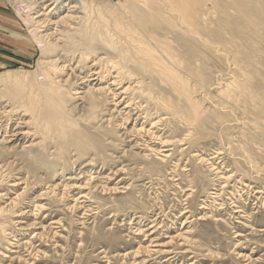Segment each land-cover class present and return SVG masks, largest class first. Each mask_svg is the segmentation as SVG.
I'll list each match as a JSON object with an SVG mask.
<instances>
[{
  "label": "rangeland",
  "instance_id": "1",
  "mask_svg": "<svg viewBox=\"0 0 264 264\" xmlns=\"http://www.w3.org/2000/svg\"><path fill=\"white\" fill-rule=\"evenodd\" d=\"M77 1L78 16L88 13V23L102 12L111 27L115 14L130 27L146 25L139 26L135 10L141 0ZM217 1L193 5L208 29L205 48L189 55L196 73L185 87L199 108L195 125L168 115L157 99L177 105V95L150 69L141 83L126 76L117 84L119 91L127 87L117 105L96 93L95 103L86 97L83 108L67 110L76 132L63 142L38 132L26 98L52 88L46 97L43 91L47 103L52 93L74 105L75 89L87 88L80 83L86 66L96 55H114L98 46L108 56L99 52L80 62L71 41L52 39L43 54L35 40L45 29L33 30L28 19L36 9L26 14L17 9L28 0H0V75L25 83L18 90L14 79L0 82V264H264V27L256 22L264 15L250 17V26L248 18H235L229 1ZM69 23L56 27L57 37ZM72 24L78 28L82 19ZM59 53L72 59L65 69ZM103 65L95 63L96 88L116 75L113 63ZM14 91L21 94H8ZM13 127L24 134L9 138Z\"/></svg>",
  "mask_w": 264,
  "mask_h": 264
},
{
  "label": "bare ground",
  "instance_id": "2",
  "mask_svg": "<svg viewBox=\"0 0 264 264\" xmlns=\"http://www.w3.org/2000/svg\"><path fill=\"white\" fill-rule=\"evenodd\" d=\"M11 1L15 2L16 0H11ZM220 1H222V0H220ZM220 1H219V3H220ZM227 1H229L228 3H230V5L234 6V7H232V6L231 7L234 9L232 12L233 13L235 12L234 13L235 18L236 17L238 19L241 18L242 20H244V18H248V24H250V26H251V21H252V20L251 21L249 20L250 17L259 15V13L264 15V0H227ZM28 2H29V6L23 7V8L21 7L17 10L19 12H20V10H22V12L26 13V14L30 12V14H31L32 9H36L34 15H32V16L28 15L29 16L28 19H29L30 23L32 22V26L34 28L33 30L36 31L37 28L40 29L42 27H44V29H45V31H44L45 33L44 32L42 33V30L39 31V34H37V37H36L37 40H35V41H37L38 47L41 48V51H43L42 52L43 54L44 53L47 54L48 50L51 48V47H49V44L46 41V39H52L51 43L55 44V45H58L59 41L60 42L63 41V44L67 41L68 42L71 41V42H69V45H70V47H72L74 49L73 53L76 52V50L79 51V54L77 56V58H79V61L82 59H86L89 55H94L96 53H99L100 48H98V46H101V47L103 46V47L107 48V51L109 50V52H112V54L114 55V59L113 58L104 59V58H106L105 56L100 57V56L96 55L95 59H94L96 61H94L91 65L86 66L89 74L83 75L82 77H80L81 82L80 81L79 82L83 85V87L86 86L87 88L85 90H80V91H78L79 88L75 89L76 91L74 94L76 95L75 99L77 101L76 102L74 101V105L73 104L68 105L67 101H63V100L59 101V99H55L54 97L51 96L52 93L49 95V97H48L49 101L47 103L44 96L46 97L52 88L51 89L49 88L47 90H43L44 96H43V91L42 92L35 91L32 94L28 95V97L26 98V100H27L26 101L27 111L30 113V117L36 121L38 132H40L41 134H44V133L47 134L49 132H53L54 134L57 135V137L60 141L66 142L67 138L70 135H72L74 132H76L75 131V129H76L75 128V122L76 121L73 119L72 120L70 119V114L68 113L67 110H71L72 108H74V106L83 108L86 104V103H84V99L86 97H87V99H88L87 101H89V103H95L98 99L95 95L96 93H98V95L103 96V97H104L103 94L105 93L106 98L104 100H102V101H104V103H113V104L117 105L121 102V100H119L121 97V94L126 93L125 90L127 89V87H125L124 89L119 91V88L116 87L117 84H121L123 82L122 80L127 76L130 78L138 77L135 79L136 83L134 85H136L138 83L143 82L145 79V76L148 75L151 71H152V74L154 76L156 75V77H158L161 81H163L164 83H166L169 86V89L173 92V94L177 95V99L175 102V103H178L177 105L171 104L172 102L170 100H167L164 98L157 99V100H159L160 103H162V104L165 103L167 105V107H165V110L168 113V115L175 120L183 121L187 125H195L196 122L199 120V118H200L199 108L197 107V105H195V100H193L191 98V96L189 95L190 94L189 92H191L192 90L189 91L188 88L185 87L186 82H189V80H191L192 77H194V73H196L192 70V68H193L191 65L192 62L189 63V55L195 53L196 51H197L196 53L200 52V49L203 47V41H204V39L202 38L203 30L204 31L208 30L206 24H204L202 22V16L203 15L201 16L200 9H199V11H196V10H198V8L196 7L195 10L193 8L194 7L193 5L195 4L196 1L194 2V0H141V4L144 6L135 9L138 11V17L137 18L142 20L141 21V20L137 19L139 22L141 21L140 23L138 22L139 26L141 25V23H143V21H144V23H146V25L142 26L141 29H140V27H138L136 25L131 26V27L129 26V24L127 25L124 23L125 24L124 25L122 23V21L120 19H118L117 14H115V13H114L115 17L112 16L114 18V23H113L112 27H111V25H108V19H107L106 15L102 14V12H98L99 13L98 19L95 20L92 18L94 21L91 20V18H90L91 16H90L89 18H90L91 22L89 20L90 23H88L87 22L88 20L86 19L88 16L87 15L88 13L85 16H83V18H82V16H78L79 14L77 11V9H78V4H77L78 1L77 0H28ZM199 2H197L196 5L199 4ZM228 3L226 4L224 2V4L226 6L228 5ZM141 4H140V6H141ZM66 5H67V7L65 9L66 12L64 11L65 13L63 15H59L58 12L60 11V9H62V7L66 6ZM136 6H138V5H136ZM202 7L203 6H201V8ZM228 7H230V6H228ZM85 8H88V6H86ZM224 8H226V7L223 6V8H221V9H224ZM124 11H126V10H124ZM218 12H219V9H218ZM232 12H230V14ZM219 13H220L219 15H222L223 17L226 14V13H224L223 10H222V12H219ZM222 13H224V15ZM227 13H229V12H227ZM118 14H120V12ZM234 14H233V16H234ZM139 15H140V17H139ZM56 16H58V18L56 20L55 19L52 20V17H56ZM120 16H123V15H120ZM126 16L128 17V15H126ZM79 18L82 19V24H83V26L81 24L82 27L79 25L80 31L78 30L79 26H78V28L76 26L73 27V24H72V27H69L73 20L79 19ZM108 18H109V16H108ZM129 18L130 17H128V19ZM121 19H122V17H121ZM128 19H127V21L130 20V19L129 20ZM133 19L135 22L136 18L132 16V21H133ZM259 19L260 20H258L256 22H259L260 26L264 27V20L261 18H259ZM217 20H219V19H217ZM220 20H221V18H220ZM229 20H230V18H229ZM231 20H233V19H231ZM66 22H70L67 25L68 26L67 31L64 30L65 28L62 29L61 31L63 32V34L61 33V36L59 35V37H57L56 27L60 23H66ZM216 22H218V21H216ZM236 22L238 23V21H236ZM131 23H133V22H131ZM138 23H137V25H138ZM226 23H228V22H226ZM52 26H55V27L52 28ZM253 26H256V25L253 24ZM126 28H127V30L124 31L123 29H126ZM117 29H120L122 32L123 31L125 32V37H126L125 40H123V38H125V37L122 36L123 38H121V32L119 31V33H118L116 31ZM252 31H255V30L252 29ZM220 32H221V29H220L219 33ZM160 33H162V35ZM76 34L78 36H75ZM54 37H55V40L53 41ZM76 37H78L79 39L76 40ZM222 38L219 37L218 40L220 41ZM211 41H209V42H211ZM219 41H218V43H220ZM215 44H217V43H215ZM211 46H213V48H214V44ZM207 47H208V45H207ZM204 48L205 47H203V49ZM179 50L183 53V55L181 54V56H180L178 54ZM51 52H53V51H51ZM103 52H105V51H103ZM103 52H100V53L106 54V56H108V52H106V53H103ZM54 53H55V51H54ZM66 53H69V52H66ZM218 55H220V54H218ZM58 56L57 57L60 59L58 62V65L60 63L61 64L60 67L62 69H65L68 66H70L69 64H71L70 61L72 59L71 60L68 59L67 54L59 53ZM196 57L191 58V59H196ZM43 60L45 61L46 59L44 58ZM48 61H50V60H48ZM96 62L97 63L100 62L101 65L105 64V65H103L105 67H106V65H108V63H110L111 65L113 63L117 67V71H115L114 69L112 70V71H114L113 73H115L116 75L111 76V80L109 79L110 81L106 85H104L102 88H96V84H98V82L100 81L97 77L99 71H96V69L94 68ZM203 63H204V61H203ZM165 65H168L169 67H167ZM224 66H225V64H224ZM133 68L135 69V72L133 71ZM194 68H195V65H194ZM150 69H151V71H150ZM179 72H181V74ZM110 73H112V72H110ZM139 73H141L140 74L141 76H139ZM177 74H180L183 78L181 76H178ZM211 74H213V73H211ZM6 76H7V74L2 75V76L0 75V82L3 80L9 81L11 79H14V80H12V82L14 84L13 83H11V84L13 87L18 88V90H20V88H22L25 84V83H23L24 77L18 78L19 76H16L14 78H10L9 74L7 77ZM184 76H185V78H184ZM240 77H243V76H240ZM92 81L93 82L95 81L94 84H91ZM55 82L57 84L61 83V82L65 83L66 79L65 80L59 79ZM136 89H138V88H136ZM66 93H68V92H66ZM8 94H10V96H12V97H16V96L18 97V95H20L21 93L19 91H14V93L8 92ZM68 94H66V95H68ZM72 94L73 93L71 92L70 95L72 96ZM89 94H91V95L87 96ZM70 99H73V98H70ZM94 105L95 104H91L90 106H94ZM90 106H88V107L90 108ZM66 107H69V108L65 109ZM215 114H216V112H215ZM12 131L13 132H12V134H10L9 138L17 139V137L19 135L24 134L20 130H17V128H14V130H12ZM100 144L101 143H99V145ZM79 145H80L79 148H81V144H79ZM70 146H72V145H70ZM82 146H83V144H82ZM111 146H112V144H111ZM231 148H234V147H231ZM28 157H30V156H28ZM90 160H91V158H90ZM150 163H151V161H150ZM58 172H60V171H58ZM143 209H145V208H143ZM4 238L5 237H3L1 239L5 240ZM15 243L16 244H12V243L9 244L13 250H15L16 248L18 249V247H19L18 242H15ZM14 252H16V251H12L11 253H14Z\"/></svg>",
  "mask_w": 264,
  "mask_h": 264
}]
</instances>
